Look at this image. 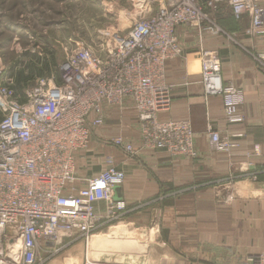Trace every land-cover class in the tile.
Listing matches in <instances>:
<instances>
[{
  "label": "built area",
  "instance_id": "obj_1",
  "mask_svg": "<svg viewBox=\"0 0 264 264\" xmlns=\"http://www.w3.org/2000/svg\"><path fill=\"white\" fill-rule=\"evenodd\" d=\"M223 5L236 21L248 20L247 37L264 38V0H146L129 31L101 55L77 44L60 67L59 83L54 77L38 79L23 97L12 88L13 79L0 83V264H46L73 239L87 241L124 217L126 202L115 200L114 190L126 175L111 158L77 187V155L88 149L93 130L105 124L106 105L132 100L140 149L194 154L191 122L162 123L157 117L172 103L164 68L183 56L180 27L197 30L201 45L206 37L235 42L218 22ZM197 55L205 97H222L227 121H240L243 93L223 81L220 57L203 46ZM251 56L264 67V53ZM208 132L216 151L237 147L235 140ZM111 142L131 157L138 154L139 148L122 138ZM42 253L51 256L42 259ZM246 264H264V253Z\"/></svg>",
  "mask_w": 264,
  "mask_h": 264
},
{
  "label": "crops",
  "instance_id": "obj_2",
  "mask_svg": "<svg viewBox=\"0 0 264 264\" xmlns=\"http://www.w3.org/2000/svg\"><path fill=\"white\" fill-rule=\"evenodd\" d=\"M218 19L237 42L206 37L201 45L197 30L180 27L183 56L165 65L172 106L160 118L191 122L197 156L140 149L141 127L132 100L107 107L105 124L93 130L88 149L77 155V187L104 170L111 158L126 175L114 198L128 209L87 247L67 248L73 252L71 263L246 264L264 253V67L251 56L264 53V38L247 37L248 20L236 21L226 5ZM202 46L220 57L223 81L242 91L240 121H227L222 97H205L197 55ZM209 129L235 140L237 147L215 151ZM119 138L138 147L137 156L105 142ZM88 252L97 258L89 259Z\"/></svg>",
  "mask_w": 264,
  "mask_h": 264
},
{
  "label": "rangeland",
  "instance_id": "obj_3",
  "mask_svg": "<svg viewBox=\"0 0 264 264\" xmlns=\"http://www.w3.org/2000/svg\"><path fill=\"white\" fill-rule=\"evenodd\" d=\"M145 2L146 0H0V83L33 65L35 57L55 58L57 70L55 76L50 77H54L55 82H60V67L77 44L92 46L101 55L103 48L107 49L114 39L129 31ZM233 39L237 42L236 37ZM37 80L32 81L28 88ZM0 111L2 113L1 107ZM105 142L114 146L111 140ZM108 228L102 227L87 241L73 239L75 241L68 243L67 248L79 243L87 247L95 235L105 233ZM68 251L65 249L51 257L46 264H76L71 263L70 258L67 260ZM88 255L89 259L97 258L92 252H88ZM50 256L45 253L40 255L42 259ZM63 257L64 259L59 260ZM104 260L110 261V258L104 257Z\"/></svg>",
  "mask_w": 264,
  "mask_h": 264
},
{
  "label": "trees",
  "instance_id": "obj_4",
  "mask_svg": "<svg viewBox=\"0 0 264 264\" xmlns=\"http://www.w3.org/2000/svg\"><path fill=\"white\" fill-rule=\"evenodd\" d=\"M218 22L220 24L219 19H218ZM220 26L222 25L220 24ZM222 28L226 32L231 34V32L226 30L223 26ZM35 58L36 60L35 62H33L34 63L33 65H30L28 68L24 69L23 71L15 73L14 74L15 77H12L14 79V84L12 88L14 89L17 95L22 96L32 81H35L41 78H47L50 76H55L54 73L57 70V62L55 58L53 57L52 58L50 57V59H48L47 57L42 58V59L40 58L38 59L37 57ZM2 118H3V114L0 111V122Z\"/></svg>",
  "mask_w": 264,
  "mask_h": 264
},
{
  "label": "bare ground",
  "instance_id": "obj_5",
  "mask_svg": "<svg viewBox=\"0 0 264 264\" xmlns=\"http://www.w3.org/2000/svg\"><path fill=\"white\" fill-rule=\"evenodd\" d=\"M139 14H140V12H139ZM200 61V60H199ZM200 67H202L201 66V62H200ZM221 70H222V67H221ZM164 73H165V68H164ZM200 74H201V78H202V73H201V71H200ZM165 80V79H164ZM165 83H166V80H165ZM123 104H124V102H123ZM122 104V105H123ZM133 106H134V109H135V111H136V108H135V105H134V103H133ZM171 106H172V103H171V105H170V108H169V110H167V111H162L161 113H159V114H157V117L159 118V121L160 122H162V123H168V122H180V121H186V120H162L161 118H160V116L162 115V114H164V113H168V112H170V110H171ZM107 107H113V106H108V105H106L105 106V109H104V114H105V111H106V109H107ZM136 113H137V111H136ZM137 117H138V113H137ZM194 137V136H193ZM210 141H211V138H210ZM211 143H212V141H211ZM237 144V143H236ZM144 149H151L152 150V148H150V147H143ZM234 149V148H233ZM233 149H231V150H233ZM86 150V149H85ZM231 150L230 151H218V152H224V153H229V152H231ZM216 151V150H215ZM193 152H194V154H190V155H174V156H177V157H188V158H195L196 156H197V150H196V146H195V138H193ZM170 154V153H169ZM171 155V154H170ZM196 155V156H195ZM173 156V155H172ZM109 159V158H108ZM108 159H107V161H106V163L108 162ZM107 165V164H106ZM118 222V221H117ZM116 222V223H117ZM120 246V245H119ZM116 253H117V251H115ZM119 252V251H118ZM67 260L69 259V258H71V257H73V252H69L68 254H67ZM61 259H64V257L63 258H59V260H61Z\"/></svg>",
  "mask_w": 264,
  "mask_h": 264
},
{
  "label": "water",
  "instance_id": "obj_6",
  "mask_svg": "<svg viewBox=\"0 0 264 264\" xmlns=\"http://www.w3.org/2000/svg\"><path fill=\"white\" fill-rule=\"evenodd\" d=\"M116 200V199H115Z\"/></svg>",
  "mask_w": 264,
  "mask_h": 264
}]
</instances>
